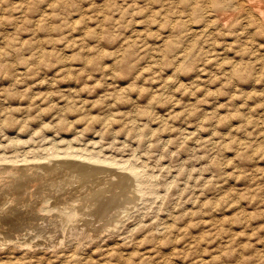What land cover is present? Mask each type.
<instances>
[{
    "label": "rangeland",
    "instance_id": "1",
    "mask_svg": "<svg viewBox=\"0 0 264 264\" xmlns=\"http://www.w3.org/2000/svg\"><path fill=\"white\" fill-rule=\"evenodd\" d=\"M210 2L0 0V166L90 153L143 182L75 229L77 180L1 182L0 264H264V29Z\"/></svg>",
    "mask_w": 264,
    "mask_h": 264
},
{
    "label": "bare ground",
    "instance_id": "2",
    "mask_svg": "<svg viewBox=\"0 0 264 264\" xmlns=\"http://www.w3.org/2000/svg\"><path fill=\"white\" fill-rule=\"evenodd\" d=\"M212 5H216V6H221V4H223V6H238L241 5V7H244V12L246 11L247 13V17H250L249 21L253 24H255L257 27H259L260 29H264V0H211ZM210 2V3H211ZM225 4V5H224ZM210 5V6H212ZM215 6V8H216ZM221 6V7H223ZM205 8V7H204ZM211 8V7H210ZM207 7L206 12L210 15L211 14V9ZM219 8V7H218ZM233 8V7H232ZM220 9V8H219ZM241 9V8H240ZM222 10V9H221ZM221 10H218L219 12H217L215 15L217 16L218 20H220L219 22H221L223 25L230 19V16L232 15H228L227 13L229 12H222ZM238 10V9H236ZM235 10V12H236ZM221 11V12H220ZM224 11V10H223ZM205 12V13H206ZM233 12H234V8H233ZM243 12V11H242ZM231 13V12H230ZM214 13H212L213 15ZM234 14V13H233ZM237 15V13H236ZM211 17V16H210ZM208 19V18H207ZM214 19V18H213ZM239 19V18H238ZM237 19V21H238ZM216 20V19H215ZM234 20V19H233ZM232 20V22H233ZM220 23V24H221ZM241 23V22H240ZM230 24V23H229ZM228 24V25H229ZM235 24V23H233ZM219 25V24H217ZM198 29V28H197ZM194 30V29H192ZM195 31V30H194ZM16 141V140H15ZM58 141V140H57ZM17 142V141H16ZM15 142V144H16ZM53 143V142H52ZM57 143V142H55ZM56 146V145H55ZM54 147V146H52ZM16 148V147H15ZM56 148V147H55ZM86 148V147H83ZM82 148V149H83ZM87 149V148H86ZM28 150V149H27ZM57 150V149H56ZM59 150V149H58ZM57 150V152H58ZM77 150V148H76ZM80 150V149H79ZM29 151V150H28ZM81 151V150H80ZM26 152V150H25ZM30 152V151H29ZM60 152V151H59ZM79 152V151H78ZM16 153V152H15ZM28 153V152H27ZM26 154V153H24ZM57 154V153H56ZM84 154V153H83ZM88 154V153H87ZM13 155V154H12ZM29 155V154H28ZM36 155V154H35ZM52 155V154H51ZM55 155V154H54ZM59 154L55 155L57 158L54 157H48L49 160L46 161V159H41L39 161L35 160V159H30L27 158V162L28 159L29 161H32L30 163H28V165H16L13 163L11 164H4V166H0V183L5 186V188L7 190L9 189H13V188H17L22 186V184H25L26 181H32V180H50V182H52L51 180H54V175H55V171H61L63 172V176L67 177L66 179L69 180V178H73L75 180H77L78 182V186L79 188L76 190V194L73 195V204L72 206H69L67 208H63L62 206V210L58 213L59 210H53V211H57L58 215L61 216L62 218V222L64 221V223H68L71 224L72 227H77L74 223V221L76 219H79V215L82 214L80 213L78 215V211L79 207L82 206V204H84V206L86 204H88L90 206L89 209H91V213L96 216H99L101 214H107L109 217L110 215H112L114 212L115 215L120 216L121 213L129 211L128 209L130 207H132V205L140 198L141 196V192H143L142 188H141V184L143 183L140 178H138V173L137 170L135 169L134 166L130 165V166H124L120 169H117V166L113 165L115 163L109 161V159H104V158H100L97 155H93V154H88V155H82L84 156L82 159L78 158L79 160L73 159V156L71 155L70 158L72 157V159H62L61 157L58 156ZM81 155V154H80ZM99 155V154H98ZM2 156V155H1ZM15 156V154H14ZM18 156V155H17ZM16 156V157H17ZM26 156V155H25ZM49 156V155H48ZM53 156V155H52ZM66 156V155H65ZM63 155V157H65ZM7 158L9 156H6ZM12 157V156H11ZM40 157V156H37ZM34 157V158H37ZM75 157V156H74ZM42 158V157H41ZM47 158V157H46ZM61 158V159H60ZM68 158V156H67ZM84 158H87L86 160ZM93 158V160H92ZM4 159V158H3ZM15 161V158H13ZM18 159V158H17ZM16 159V160H17ZM39 159V158H38ZM1 160V159H0ZM5 160V159H4ZM3 160V161H4ZM9 161L11 159H8ZM35 160V161H34ZM42 160H45L46 162H43ZM117 160V159H116ZM2 161V163H3ZM6 161V160H5ZM4 161V163H5ZM113 161V160H112ZM25 162V161H24ZM23 162V163H24ZM108 162V163H107ZM1 163V162H0ZM22 163V162H21ZM26 163V162H25ZM24 163V164H25ZM117 163V162H116ZM115 163V164H116ZM119 163V162H118ZM112 164V166H111ZM114 166L116 168H114ZM136 166V165H135ZM119 168V167H118ZM126 168V169H125ZM62 174V173H61ZM57 175V174H56ZM63 177V178H64ZM59 179V178H58ZM62 180V179H61ZM55 181V180H54ZM72 181V180H71ZM35 182V181H34ZM43 182V181H42ZM60 182V181H59ZM33 183V182H31ZM40 183V182H39ZM76 183V182H74ZM48 184V183H46ZM57 184V183H56ZM28 185V184H27ZM41 185V184H40ZM62 185V184H61ZM70 185V184H69ZM53 186V185H52ZM63 186V185H62ZM76 186V185H75ZM54 187V186H53ZM66 187V186H65ZM71 187V186H70ZM30 188V186H29ZM33 188V187H32ZM57 188V187H55ZM67 188V187H66ZM3 189V188H2ZM23 189V188H22ZM65 189V188H64ZM46 190V189H45ZM61 190V189H60ZM69 191V189H67ZM75 190V189H74ZM4 191V189H3ZM62 191V190H61ZM41 192V191H40ZM46 192V191H45ZM48 192V191H47ZM26 193V192H24ZM42 193V192H41ZM54 193V192H53ZM3 194V193H2ZM47 194V193H46ZM49 194V193H48ZM51 195V194H50ZM63 195V194H62ZM67 195V194H66ZM15 196V195H14ZM25 196V195H24ZM9 197V196H8ZM20 197V196H19ZM30 197V195H29ZM65 197V195H64ZM63 197V198H64ZM11 198H15V197H11ZM9 198V199H11ZM40 198V197H39ZM48 198V197H47ZM3 199V198H2ZM49 199L51 200L52 198L49 197ZM7 202L8 200L5 199ZM30 200V199H29ZM65 200V199H64ZM63 200V201H64ZM3 201V202H6ZM48 199L45 201L47 202ZM55 201V200H54ZM53 201V202H54ZM15 202V201H14ZM38 202V201H37ZM69 202V204H70ZM13 203V202H12ZM42 203V202H41ZM67 202H65L64 204H66ZM8 204V203H7ZM28 204V202L26 203ZM137 204V203H136ZM15 205V204H14ZM34 205V204H33ZM43 205V204H42ZM48 205V203H47ZM60 205V204H59ZM49 206V205H48ZM56 206V205H55ZM135 206V205H134ZM18 207V206H17ZM31 207V206H30ZM52 208V205L50 206ZM65 207V206H64ZM8 208V207H7ZM37 208V207H36ZM81 208V207H80ZM128 208V209H127ZM6 209L5 206H1L0 208V212H3ZM54 209V207L52 208ZM57 209V208H56ZM26 210V209H25ZM39 210V209H38ZM42 210V209H40ZM47 210V209H46ZM43 211V210H42ZM49 211V210H48ZM31 212V211H30ZM37 211H35L36 213ZM39 212V211H38ZM41 212V211H40ZM46 212V211H45ZM44 212V215L46 214ZM51 212V209H50ZM110 212V213H109ZM130 212V211H129ZM27 213V211H26ZM48 213V212H47ZM53 213V212H52ZM55 213V212H54ZM112 213V214H111ZM127 213V212H126ZM40 214V213H39ZM43 214V213H42ZM41 214V215H42ZM17 215V214H15ZM48 215V214H47ZM88 215V214H87ZM86 215V217H88ZM114 215V217H115ZM5 216V215H4ZM60 216H58L57 218H59ZM90 216V215H89ZM106 216V215H105ZM127 216V214H126ZM39 217V216H38ZM85 217V215H84ZM83 217V218H84ZM91 217V216H90ZM112 217V216H111ZM24 218V217H23ZM51 218V217H50ZM103 218V217H102ZM101 218V219H102ZM120 219V217H118ZM46 219V218H45ZM99 219V218H98ZM106 219V218H105ZM118 219V220H119ZM123 219V218H122ZM56 220V218H55ZM61 220V219H60ZM80 220V219H79ZM90 220V219H89ZM104 220V219H103ZM115 220V219H114ZM124 220V219H123ZM19 221V220H18ZM46 221V220H45ZM50 221V220H49ZM94 221H97L94 219ZM93 221V223H94ZM111 221V220H110ZM34 222V221H32ZM41 222V220L39 221ZM38 222V223H39ZM51 222V221H50ZM57 222V221H56ZM79 222V221H78ZM77 222V223H78ZM91 221H89V223H91ZM48 223V222H47ZM62 223V225L64 224ZM83 223V222H82ZM85 223V222H84ZM105 223V222H104ZM103 223V224H104ZM107 223V222H106ZM31 224V222H30ZM34 224V223H33ZM97 224V223H96ZM99 224V223H98ZM107 224H111V223H107ZM117 224V223H116ZM2 225V224H1ZM29 225V224H28ZM35 225V224H34ZM41 225V224H40ZM86 225V224H85ZM102 225V223H101ZM112 225V224H111ZM115 225V224H114ZM4 226V225H2ZM24 226V225H23ZM67 226V224L65 225ZM87 226V225H86ZM110 226V225H108ZM117 227V225H115ZM114 226V227H115ZM48 227V226H47ZM57 227V226H56ZM64 227V226H63ZM71 227V229H72ZM89 227V226H88ZM96 227V226H95ZM94 227V228H95ZM102 227V226H101ZM113 227V225H112ZM115 227V228H116ZM23 228V227H22ZM26 228V227H25ZM40 228V227H39ZM58 228V227H57ZM60 228V227H59ZM9 229V228H8ZM20 229V228H19ZM27 229V228H26ZM53 229V228H52ZM61 229L63 230L62 226ZM70 229V228H67ZM75 229V228H74ZM73 229V230H74ZM78 229V228H77ZM91 229V228H90ZM89 229V230H90ZM97 229V228H96ZM100 229V228H99ZM104 229V228H101ZM15 230V229H14ZM44 230V229H43ZM47 230V229H46ZM56 230V229H55ZM94 230V229H92ZM7 231V230H6ZM28 231V230H27ZM36 231V229H35ZM68 231V230H67ZM95 231V230H94ZM99 231V230H98ZM30 232V231H29ZM32 232V229H31ZM64 232V231H62ZM73 232V231H72ZM76 232V231H75ZM88 230L86 229V227H82L81 230L79 229L76 233L79 234V236H86L88 233ZM100 232V231H99ZM11 233V232H10ZM18 233V232H17ZM16 233V234H17ZM20 233V232H19ZM24 233V232H23ZM34 233V232H33ZM41 233V232H40ZM50 233V231H49ZM2 234V233H1ZM13 234V233H12ZM14 234V236L16 235ZM22 234V233H21ZM25 234V233H24ZM36 234H39L38 232ZM42 234V233H41ZM40 234V235H41ZM54 234V233H53ZM59 234V233H55L54 235ZM62 233H60L61 235ZM75 234V233H73ZM95 234V233H94ZM19 235V234H18ZM52 235V233L50 234ZM53 235V236H54ZM63 235V234H62ZM93 235V234H92ZM2 236V235H0ZM6 236V235H5ZM28 236V235H27ZM36 236V235H34ZM66 236V234H65ZM64 236V237H65ZM89 236V235H88ZM12 237V236H11ZM21 237V236H20ZM19 237V238H20ZM26 237V235H25ZM43 237V236H41ZM47 237V236H46ZM49 237V236H48ZM15 238H17L15 236ZM32 237H30L31 239ZM52 238V237H49ZM79 238V237H78ZM1 239V238H0ZM6 239V238H4ZM26 239V238H25ZM12 240V239H10ZM21 240V239H20ZM67 240V239H66ZM3 241V240H2ZM17 241V240H16ZM25 241V240H24ZM29 241V240H28ZM79 241V240H78ZM4 242V241H3ZM1 242V243H3ZM34 242V241H33ZM82 242V241H81ZM52 243V242H51ZM80 243V241H79ZM78 243V244H79ZM17 244V243H16ZM27 244V243H26ZM62 244V243H61ZM34 245V244H33ZM53 246V245H52Z\"/></svg>",
    "mask_w": 264,
    "mask_h": 264
}]
</instances>
